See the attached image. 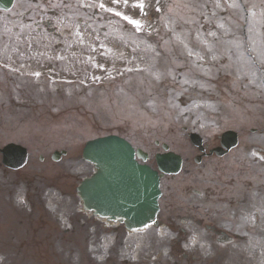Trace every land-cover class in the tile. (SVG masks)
Wrapping results in <instances>:
<instances>
[{
  "label": "rangeland",
  "instance_id": "1",
  "mask_svg": "<svg viewBox=\"0 0 264 264\" xmlns=\"http://www.w3.org/2000/svg\"><path fill=\"white\" fill-rule=\"evenodd\" d=\"M101 2L141 20L143 29L137 32L97 7L89 25L84 18L79 24L83 43L67 29L65 34L57 31L63 59L52 70H61L58 77L46 76L49 66L36 60L39 50L41 56L49 53L58 36L15 20L29 0H17L9 15L0 14L5 21L0 29V92L8 91L5 83L15 88L14 100L0 106V141L24 145L31 159L15 190L0 183V264H264V81L259 71L251 83L252 78L241 74L264 55V0H143L144 16L131 6L136 0L127 7L95 0ZM233 3L237 6L230 7ZM76 15L75 5L65 8L64 23ZM33 37L39 38L37 45L29 40ZM240 37L245 43L236 50L229 42ZM12 39L18 51L15 80L7 78L11 69L2 56ZM182 126L208 145L232 129L238 144L221 158L194 163L197 151ZM107 133L146 151L151 165L160 150L155 140L182 156L180 172L161 181L163 225L126 232L113 224L82 230L54 222L52 215L62 208L57 203L67 198H59V192L73 189L91 171L80 159L85 141ZM59 149L66 154L51 161V153ZM78 205L73 197L65 199L63 211ZM188 215L237 239L220 246L194 222H186ZM42 216L43 225L37 227ZM67 226L73 234H63Z\"/></svg>",
  "mask_w": 264,
  "mask_h": 264
},
{
  "label": "water",
  "instance_id": "2",
  "mask_svg": "<svg viewBox=\"0 0 264 264\" xmlns=\"http://www.w3.org/2000/svg\"><path fill=\"white\" fill-rule=\"evenodd\" d=\"M9 0H0L8 7ZM133 149L116 136H107L86 143L83 158L94 163L97 172L78 188L84 206L120 216L128 228L140 227L152 220L157 211L158 176L155 171L134 160ZM158 168L175 172L177 156H157Z\"/></svg>",
  "mask_w": 264,
  "mask_h": 264
},
{
  "label": "snow or ice",
  "instance_id": "3",
  "mask_svg": "<svg viewBox=\"0 0 264 264\" xmlns=\"http://www.w3.org/2000/svg\"><path fill=\"white\" fill-rule=\"evenodd\" d=\"M9 2H11V0H9ZM123 3L125 7H127L129 5V0H112V4L113 5H119L120 3ZM46 3L49 5L48 8H45L44 4L43 3H40L39 0H29V8L32 9L33 11H36L38 14L39 12H43L44 15L40 16V19L44 20L47 24V26H52L53 24V16L56 15L55 12L52 13V15H48V11L50 9H61V16L60 17H57L55 23H56V31H61V26L65 29H68L69 30V34L71 35H74L76 36L77 38H79V42L80 43H83V39L81 38V31L79 29V24L78 22L75 20V18H73L69 23H64V20H63V17H64V13H63V8H69L71 9L73 7V4L72 3H68V2H62V3H53L52 0H46ZM133 8H139L140 9V15L141 16H144L146 15L147 13L144 11V8H145V5H144V2L143 0H136V2L132 3L131 5ZM217 8L220 7L219 3H217L215 5ZM237 5L235 3H233L232 5H230V7H236ZM80 7H86V8H97L99 10H103L105 12H108L112 15H114L115 17H118L120 18V20L126 22L127 25H131L133 29H135V31L137 32H140L143 27H144V24L142 23L141 20L139 19H134L132 18L131 16H128V15H125L123 12L121 11H117L115 10L114 8L112 7H106V5L101 2L99 3L98 5L95 4V3H84L83 0H80L79 4H78V7H77V11L79 10ZM194 7L193 6V10H194ZM3 11L8 14V13H11L13 11L12 8H8V7H5L3 9ZM156 11L157 12H160V8L157 7L156 8ZM21 15H23V13H21ZM30 19H32V23L36 24L37 27H40V23L38 20L36 19H33L32 17H30ZM87 27V25H86ZM218 27H223L222 25L218 26ZM72 28H76L77 30L73 33L71 31ZM198 34H199V30H197ZM208 36H212V37H216V33L213 32V31H209L207 33ZM202 38V37H201ZM217 39V42H219V38L216 37ZM229 43L232 44L233 48L236 49V50H239L243 47L245 41L243 40L242 37L240 38H234L232 41H230ZM255 43V42H253ZM101 48L104 47L103 44L100 45ZM95 49H93L94 51ZM209 51H211V48H209ZM193 53L192 52H188V56H192ZM198 58L203 60V57L202 56H199V54H197ZM239 56H242V53H238V58ZM57 59H61L62 57H56ZM212 59H216V56L213 55L212 56ZM253 64L257 65L256 67H253V66H249L247 68L246 71H243L241 74L244 75V76H247V77H250L252 79L249 80V82L251 83L253 81V79L256 77V74H257V71H259L260 73V78L262 81H264V55H262L261 58H259L258 60V64H257V61H253ZM241 67L243 68L244 65H241ZM141 69L137 68L136 71H140ZM127 71H133V69H127ZM145 71H147V69H145ZM169 75H172L171 72L168 73ZM34 75H39V73H34ZM153 75L159 80L161 78V75L160 73H153ZM98 79V78H97ZM173 80H175V77L173 76ZM183 83H188L187 80H184ZM193 83H195V81L193 80ZM260 86H264V84L260 85Z\"/></svg>",
  "mask_w": 264,
  "mask_h": 264
},
{
  "label": "flooded vegetation",
  "instance_id": "4",
  "mask_svg": "<svg viewBox=\"0 0 264 264\" xmlns=\"http://www.w3.org/2000/svg\"><path fill=\"white\" fill-rule=\"evenodd\" d=\"M15 187V182L13 181V183H9L8 187Z\"/></svg>",
  "mask_w": 264,
  "mask_h": 264
}]
</instances>
